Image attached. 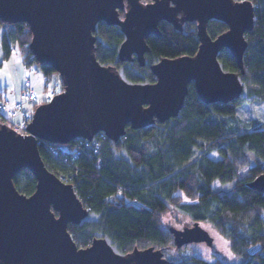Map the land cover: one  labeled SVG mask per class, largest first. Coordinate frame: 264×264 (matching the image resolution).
Returning a JSON list of instances; mask_svg holds the SVG:
<instances>
[{"label":"water","instance_id":"95a60500","mask_svg":"<svg viewBox=\"0 0 264 264\" xmlns=\"http://www.w3.org/2000/svg\"><path fill=\"white\" fill-rule=\"evenodd\" d=\"M255 7L251 0H0L1 19L29 25V47L39 65L53 67L64 84L37 105L29 134H19L0 119V264H171L161 249L123 253L104 236L79 247L68 226L81 224L90 210L73 184L48 169L39 139L68 144L103 132L118 141L127 126L142 129L180 116L191 83L208 104L243 96L241 76L223 67L219 53L228 48L244 72L246 33L254 27ZM163 20L178 29L196 21L200 45L195 55L153 63L155 82L130 81L113 64L98 59L95 31L101 21L120 26L125 36L120 59L137 57L145 65L147 37L161 35ZM211 20L225 22L228 29L213 38ZM23 169L37 179L30 195L20 192L13 180ZM250 185L264 191V173ZM173 233L178 246L213 241L198 223Z\"/></svg>","mask_w":264,"mask_h":264},{"label":"trees","instance_id":"16d2710c","mask_svg":"<svg viewBox=\"0 0 264 264\" xmlns=\"http://www.w3.org/2000/svg\"><path fill=\"white\" fill-rule=\"evenodd\" d=\"M251 1L256 5L255 22L246 33L244 72L228 48L220 51L219 60L225 69L239 73L249 93L264 102V0ZM124 13L120 9L121 17ZM0 26L5 59L17 43L27 65L38 62L29 47L33 33L27 23H9L0 17ZM159 28L161 35L147 37L150 50L145 54L146 64L141 65L137 57L120 59L125 36L120 26L101 21L95 31L96 55L103 63L123 67L133 82H155L153 63L195 55L200 45L196 21L178 29L163 20ZM227 29L220 20L208 23L213 38ZM40 67L48 83L58 73L50 65ZM244 103V96L227 103H205L191 83L180 116L156 120L142 129L127 126L126 134L114 142L116 149L127 151L133 167L113 158L111 140L103 133L97 135L102 141L98 150L88 148L82 138L64 145L51 143L56 153L39 143L48 169L74 185L90 212L100 214L98 222L69 224L78 246L90 245L94 231L101 228L123 253L153 246L171 264H264V191L250 185L264 173V120L239 121L237 108ZM158 125L168 126L164 136ZM212 152L221 157H211ZM13 180L20 192L30 195L36 190L37 179L29 169L16 173ZM187 220L210 233L208 224L226 240L231 256L214 249L203 253L189 244L178 246L173 230L184 228Z\"/></svg>","mask_w":264,"mask_h":264},{"label":"rangeland","instance_id":"374dc122","mask_svg":"<svg viewBox=\"0 0 264 264\" xmlns=\"http://www.w3.org/2000/svg\"><path fill=\"white\" fill-rule=\"evenodd\" d=\"M2 30H3V27L0 26V32H2ZM23 58L24 57L21 53L20 47L16 43L13 45L12 54H11L10 59L5 61L4 67L0 66V86H3V88L5 85L8 86V91L6 93L9 96H13L14 95L13 92L19 91L21 88V82H20V77H19L17 68L20 66V64L24 63ZM25 65L26 64L24 63L23 66L25 67ZM32 69H33L32 71L28 70L29 71L28 77L31 76L30 80L32 82V85L34 84L33 85L35 86L34 88L39 92L41 103L48 101L46 100L47 95L44 94V92L45 91L47 92L48 89L50 90V92L52 91V94H50V99L56 93L62 91V85L60 81L61 77L58 73L55 74L54 78L48 83L45 80V77L43 75V72L38 62L33 63ZM133 70L136 71L135 68ZM119 72L121 73L123 77L128 79L123 67L119 69ZM137 72H140V71H137ZM140 74L145 76V73L140 72ZM141 82H148V81L145 80ZM55 84L61 85V88L57 89L56 87H54ZM3 90H5V88ZM243 96L245 97V103L237 108V113H236L237 119H239V121H241L242 123H245L252 117L264 120V102L256 100L254 95H251L249 93L246 86L244 88ZM158 127H159L160 134L164 136L167 132L168 126L158 125ZM109 150L111 151L113 158L123 160V161H128L132 167L134 166V163L131 161L130 156L128 155L127 151L125 149H116L113 141H111V143L109 144ZM210 156L215 159H218L221 157L217 152H212ZM217 185H218V182L214 184V186H217ZM85 220L98 222L100 220V214L96 212H90V214L87 216ZM185 223H186L185 227H192L194 225V223H192L189 220L185 221ZM205 227L207 228V230L210 231V235L214 237V239H212L213 240L212 244L209 245L205 241L203 242L198 241V242L190 243L189 244L191 245L190 247H200L202 249L201 252L204 251L203 253H206L207 250L211 251L210 249H214V250H217L218 253L231 256V252H230V249L228 247L226 240L222 236H220L214 229L210 228L208 224H206ZM94 235L104 236V232L101 228H99L94 231ZM104 237L108 239V241L114 246L115 249L120 251L118 247L114 244V242L107 235Z\"/></svg>","mask_w":264,"mask_h":264},{"label":"built area","instance_id":"2783aa9c","mask_svg":"<svg viewBox=\"0 0 264 264\" xmlns=\"http://www.w3.org/2000/svg\"><path fill=\"white\" fill-rule=\"evenodd\" d=\"M54 87L59 89L61 88V85L55 84ZM44 94L47 95L46 100H49L52 91L50 92L48 89L47 92H44ZM40 103L41 99L39 92L27 82L25 86H23L21 100H11L5 94L0 93V117L3 118V122L12 127L16 132L21 135H27L30 133L29 124L32 121L35 109ZM98 134H96L92 139H86L83 137H78L76 139L82 138L88 148L98 150L102 146V141L97 136ZM103 135L106 136L105 133H103ZM39 143L48 145L50 149L56 153V151L53 149V146L51 145V142L48 140L39 139ZM59 144L64 145L61 143ZM77 147L81 149L79 143L77 144Z\"/></svg>","mask_w":264,"mask_h":264},{"label":"crops","instance_id":"0c3cea01","mask_svg":"<svg viewBox=\"0 0 264 264\" xmlns=\"http://www.w3.org/2000/svg\"><path fill=\"white\" fill-rule=\"evenodd\" d=\"M2 34H3V30H2V32H0V66L1 67H4V65H5V61L6 60H9L10 59V57L8 58V59H5L4 58V55H3V48H2V45H1V38H2ZM23 55V54H22ZM23 61H24V63L26 64L25 65V67L23 66V64L24 63H22V64H20V66L17 68V71H18V73H19V77H20V82H21V88H20V90L19 91H14L13 92V96H9V95H7V91H8V86L7 85H5L4 86V88H5V90H3L4 88H3V86H0V93H2V94H5L8 98H10L11 100H21V97H22V89H23V86H25V84L28 82V83H30L31 85H32V82H31V80H30V77L31 76H29L28 77V75H29V71L28 70H30V71H32L33 69H32V65H33V63H32V65H27V63L25 62V60H24V58H23ZM15 70V69H14ZM26 74H27V76H26ZM28 77V78H27ZM34 85V84H33ZM32 85V86H33ZM33 87H35V86H33Z\"/></svg>","mask_w":264,"mask_h":264}]
</instances>
